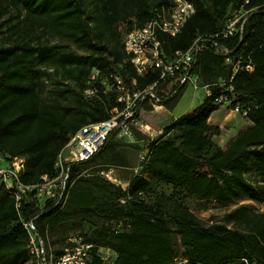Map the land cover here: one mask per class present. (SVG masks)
<instances>
[{"label":"trees","instance_id":"obj_1","mask_svg":"<svg viewBox=\"0 0 264 264\" xmlns=\"http://www.w3.org/2000/svg\"><path fill=\"white\" fill-rule=\"evenodd\" d=\"M188 1L195 6L194 14L177 34L158 32V38L169 58L198 38L204 42L191 71L201 86L210 85L212 94L157 136L138 134L147 145L135 147L147 153L126 187L105 176V163L115 162L118 140L112 136L117 131L91 159L70 164L59 202L39 198L34 189L22 193L18 202L0 178V264L29 259L40 264L30 251L25 226L30 221L43 241L47 264L65 253L73 235L93 245L88 264H264V211L240 206L224 220L209 223L186 204L190 199L229 203L245 197L264 202V0ZM4 2L0 15L14 7L24 17L19 13L17 22L8 26V41L0 37V158L6 163L24 159L19 177L24 185H36L43 175L56 176V162L72 134L124 109L116 77L136 89L152 84L158 91L178 88L161 104L171 110L178 103L186 84L172 87V78L161 79L160 70L138 74L123 46L125 31L144 26L162 8H170L172 0ZM241 8L248 11L243 30L224 38L227 18ZM118 23L126 26L124 32L116 28ZM2 26L0 33L5 31ZM49 37L90 54L64 51ZM217 45L230 53H218ZM51 64L78 69L73 75L78 89L67 103L68 88L55 89L52 100L42 96L40 75L45 71L38 67ZM104 78L112 89H105ZM221 80L224 87L217 84ZM230 85L234 90H225L231 100L228 108L239 104L248 109L246 117L253 124L223 149L215 140L221 128L208 120L222 106L215 98ZM91 88L94 95L85 97ZM67 227L78 232L50 250L49 234ZM106 249L110 252L105 259Z\"/></svg>","mask_w":264,"mask_h":264},{"label":"built area","instance_id":"obj_2","mask_svg":"<svg viewBox=\"0 0 264 264\" xmlns=\"http://www.w3.org/2000/svg\"><path fill=\"white\" fill-rule=\"evenodd\" d=\"M194 12L195 6L190 1L172 0L170 8H162L144 26L125 31L123 46L138 74L145 75L149 71L160 70L161 79H165L167 76L172 78L170 84L172 87L191 83L196 89L204 88L206 90L205 95L210 96L212 94L210 85L201 86L199 77L191 71L198 53L205 47L204 42L198 38L188 50L176 51L169 58L158 38V32H165L171 35L177 34ZM247 15L248 11L241 8L229 16L221 32L222 36L229 38L242 31L248 19ZM216 50L224 55L230 53L228 49L218 45ZM226 61L230 62L231 59L227 58ZM246 68L251 70L252 66L247 65ZM237 70L238 67L236 66L234 73ZM233 77L234 75L231 76L230 82H232ZM115 80V86L119 93L118 100L125 104L124 109L106 121L85 125L72 134L56 162L58 170L56 176L43 175L41 181L36 185H24L19 178L24 168V159L16 158L6 163L3 158H0L3 163L0 164V178L18 202L22 198V193L32 189L36 190L39 198L55 199L59 202L65 192L71 163L84 162L91 159L103 147L110 134L114 131H119L122 135L133 139L130 122L136 121V114L143 109L145 104H150L153 107L160 106L163 99L174 95L178 91V88L170 89L169 91H164L163 89L158 91L156 84L147 86L144 89H136L128 86L119 77H116ZM136 84V80H133V85ZM217 84L220 87H224L226 81L221 80ZM227 89L233 91L234 87L230 85L222 89L215 101L228 108L231 100L225 93ZM88 91L93 94L95 90L91 88ZM229 109L243 116H246L248 112V109H242L239 104ZM150 137H153V134H150ZM146 153V150L143 151L141 160L145 158ZM25 226L30 233V251L32 255L40 261V264H47L43 241L36 232L33 221L25 223ZM69 240L71 242L70 247L66 249L62 256L52 261L51 264H88L93 245L77 235H73ZM105 252L106 256L104 258L106 259L110 250L106 249Z\"/></svg>","mask_w":264,"mask_h":264},{"label":"rangeland","instance_id":"obj_3","mask_svg":"<svg viewBox=\"0 0 264 264\" xmlns=\"http://www.w3.org/2000/svg\"><path fill=\"white\" fill-rule=\"evenodd\" d=\"M6 2L4 0H0V10L2 8V5H4ZM2 12V11H0ZM19 10L10 7L6 13H3L0 15V23L3 24V30L4 33H0V37L2 39L5 38L4 41H8L7 36H10V29L9 25L17 22ZM21 18L24 17V13H20ZM116 28L121 31H125L126 26L123 23H118L116 25ZM6 36V37H5ZM51 44H58L62 50L64 51H72L75 53H78L80 55H89L90 53L79 49L74 44L67 40H63L57 37H49ZM39 71H45V73L40 75L41 80L44 82V87L42 91V96L45 97L48 100H52L53 96L56 94L55 89H63L68 88L70 89L69 92H67V96L69 97L68 100H66V103L69 102V100H72L74 98V93H72V90L78 89L76 84L74 83V77L73 75L78 71L76 67H62L57 64H51L49 66H39ZM69 70H72L69 73ZM92 75H96L95 72H93ZM103 83L105 84V89L110 90L112 89L111 84L108 82V79L104 78ZM159 90L169 91L170 86L161 87L158 88ZM74 92V91H73ZM206 90L204 88H194L191 83H188L185 85L182 95L178 101V103L175 105V107L172 109V115L173 116H181L183 114L192 113L203 101L205 98ZM85 97L90 98L94 94L90 93L88 90L84 91ZM224 106V105H223ZM226 107V106H224ZM153 109H156L155 112H148L149 110L146 108V106L143 107L141 111H139V114L136 117V121H131L130 126L133 133L134 138L130 139L128 136L122 135L119 131L116 132L114 136H112V139H120V145L118 146V154L122 157L128 158L134 167L133 169H138L141 156L143 154V151H141L140 147L136 148L135 145H142L144 146L146 142H142L141 139H139L138 134H142L144 136H150V134H155L159 127H155L147 121V118H150L153 122L157 120L162 114L163 109L153 107ZM225 109V108H224ZM227 110V109H226ZM234 111L230 110L228 108V111L224 113V118H227L226 121H229L231 123V127L228 128L227 126L223 127V139L230 136L231 133H233L235 130H237L239 127H242L243 122V115L238 113H233ZM223 113H216L214 118L216 119L218 116H221ZM245 117V116H244ZM226 128V129H225ZM226 131V132H225ZM241 131V129H240ZM121 134V135H120ZM121 136V137H120ZM118 156V155H117ZM116 155H114V159L118 160ZM119 157V156H118ZM1 162V161H0ZM110 169V167H109ZM129 172V173H128ZM133 173L134 170L124 169V168H115L112 170V173L108 171L105 172L112 178H116V176H123V177H129L130 173ZM116 182V181H115ZM160 189L168 190L165 186H161ZM186 204L190 207V209L201 219L211 223L212 221L218 220L222 221L224 220V217L226 213L230 212L231 210L240 207V206H247L251 210L256 212H263L264 211V202H259L255 200H251L248 197L232 201L229 203H222L217 202L213 200H197V199H190L186 201ZM78 230L71 229V227H67L65 229V232H61L60 229L55 230L49 234V249L55 250L56 248L60 247L66 236L71 235L72 233H76ZM180 248V245L178 244L177 249ZM180 250V249H179ZM19 264H36L35 259H29L24 262H21ZM184 264V263H180Z\"/></svg>","mask_w":264,"mask_h":264},{"label":"crops","instance_id":"obj_4","mask_svg":"<svg viewBox=\"0 0 264 264\" xmlns=\"http://www.w3.org/2000/svg\"><path fill=\"white\" fill-rule=\"evenodd\" d=\"M157 108H161L163 109V112H161V116L155 120V123L157 124V126L159 127V129L157 130V132H155V134H153V137L157 136L162 128L164 126H166L167 124H169L171 121H173L174 119H176L177 117L176 116H173L172 115V109H168L167 107H165L164 105H160V106H157ZM225 108V109H224ZM227 109V110H226ZM156 109H151L149 110L148 112L152 113V112H155ZM228 111V108L227 107H224V106H221L219 107V109H217L216 111H214L211 116L209 117V123L212 124V125H216V126H219L221 128V134L219 136H216L215 137V140L216 142L223 148V149H226L230 144L231 142L235 139V137L243 130H245L246 128L250 127L253 123L252 121L247 118L246 116L244 117L243 116V122H242V127H239L237 130H235L233 133L230 134V136L226 137L225 139H223V127L224 126H227L228 125V128H230L231 126V123L229 121H226L227 118H224V113ZM223 113L221 116H218L216 119L214 118V116L216 115V113ZM234 113V112H233ZM179 117V116H178ZM226 129V128H225ZM241 129V131H240ZM226 132V131H225ZM152 134V133H151ZM121 135V134H120ZM121 137V136H120ZM151 137V138H153ZM118 140V139H116ZM142 142H145L141 139ZM120 145V139L118 140V144L116 145V149H115V153H116V156L117 158H119L118 160H115V162H106L105 164L110 167L109 169V172L112 173V170H114L115 168H124V169H129V170H134V172L136 171V169H133L134 167H131L133 166L132 162L126 158V157H122L118 154V146ZM147 145V143L145 144ZM144 145V146H145ZM143 146V145H142ZM135 147V146H134ZM133 172V173H134ZM129 173V172H128ZM132 172L129 174V177H123V176H116V178H112L111 176H109L108 174L107 177L113 181L114 183L116 184H122L124 187H126L129 183V180H130V177L132 176L133 174ZM116 181V182H115Z\"/></svg>","mask_w":264,"mask_h":264}]
</instances>
